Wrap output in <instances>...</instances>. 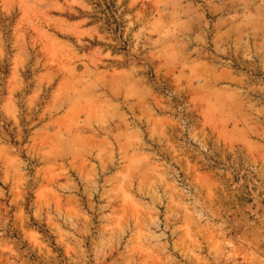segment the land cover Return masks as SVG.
Here are the masks:
<instances>
[{"label":"rangeland","instance_id":"374dc122","mask_svg":"<svg viewBox=\"0 0 264 264\" xmlns=\"http://www.w3.org/2000/svg\"><path fill=\"white\" fill-rule=\"evenodd\" d=\"M0 264H264V0H0Z\"/></svg>","mask_w":264,"mask_h":264}]
</instances>
